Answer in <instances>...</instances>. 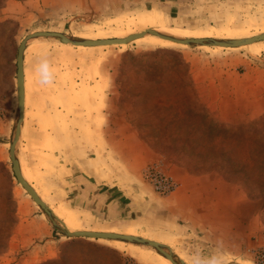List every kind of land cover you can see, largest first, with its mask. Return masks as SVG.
Returning <instances> with one entry per match:
<instances>
[{"label": "rangeland", "instance_id": "374dc122", "mask_svg": "<svg viewBox=\"0 0 264 264\" xmlns=\"http://www.w3.org/2000/svg\"><path fill=\"white\" fill-rule=\"evenodd\" d=\"M50 4L0 0V133L8 129L0 134V264H166L164 258H168L151 246L64 235V227L56 220L54 225L18 182L9 153L17 118L18 46L36 31L103 39L164 28L183 38L242 39L264 33V0H237L232 4L234 14L226 21L173 19L132 0L122 7L113 3L109 8L77 12L63 0ZM143 38L95 47L64 44L52 37L30 39L23 53L28 89L53 92V103L66 101L70 105L74 100L72 81L84 68H90L92 76L109 80L106 100L112 119L116 125L127 124L152 151L153 160L142 176L155 193L162 197L173 193L181 174L215 173L254 203L251 234L237 247L222 249L186 235L169 243L159 242L185 264H264V115L256 114L259 99L255 97L263 88L259 84L264 72L257 75L251 71V67L258 71L264 68L260 63L264 40L225 48L182 45L152 34ZM254 47L259 49L251 50ZM44 64L47 72L42 69ZM221 107L225 111L222 115ZM235 110L239 112L233 117ZM229 116L233 120L225 119ZM104 133L105 129L93 127V148L98 147ZM151 170L173 180L175 189L169 194L156 190L148 177ZM24 175L29 185L36 179L26 172ZM30 186L35 191L41 188ZM39 197L44 201L46 194ZM94 202L93 209L100 210ZM58 214L70 220L64 213ZM71 218L77 223L75 228L82 230L158 241L146 222L125 217L105 219L92 211ZM29 253L32 257L26 258Z\"/></svg>", "mask_w": 264, "mask_h": 264}, {"label": "crops", "instance_id": "0c3cea01", "mask_svg": "<svg viewBox=\"0 0 264 264\" xmlns=\"http://www.w3.org/2000/svg\"><path fill=\"white\" fill-rule=\"evenodd\" d=\"M53 1L41 0L45 6ZM63 1L77 12L109 8L113 3L122 7L130 0ZM132 2L147 5L173 19L202 17L207 21H226L234 14L232 4L237 0ZM254 49L259 48L251 50ZM260 63L264 67V59ZM253 68L251 71L257 75L264 72V68L259 71ZM90 70L84 68L79 76L74 77L72 83L75 87L70 92L74 100L70 105L66 101L55 104L52 101L53 92L29 91V78L24 65L23 122L16 144L24 179L27 180L24 172L36 178L31 180L30 185L41 187L35 188L37 193L46 194L44 202L70 231L82 230L75 228L77 223L71 218L73 214L92 211L105 219L125 217L146 222L154 231L155 239L166 243L172 242L178 235H186L189 238L199 237L197 240L200 243L222 249L241 245L240 240H246L251 234L256 216L254 203L215 173L181 174L177 177L179 184L173 193L164 197L155 193L142 176L143 169L153 160L152 151L140 143L127 124L116 125L111 115L112 108L106 100L109 80L101 75L92 76ZM261 80L262 92L259 96L255 95L259 99L258 115H264V79ZM93 97H97V101ZM223 100L225 96L220 101ZM222 107L219 110L221 115ZM236 112L239 111L235 110L231 116L236 117ZM231 118L225 117L226 120H233ZM95 126L105 129V137H100L97 148H93L92 143ZM3 132L7 133L8 129L0 134ZM93 201L100 210L93 209ZM59 212L69 216L70 220L62 218ZM29 254L26 258L32 257ZM164 261L170 264L168 259L164 258Z\"/></svg>", "mask_w": 264, "mask_h": 264}, {"label": "water", "instance_id": "95a60500", "mask_svg": "<svg viewBox=\"0 0 264 264\" xmlns=\"http://www.w3.org/2000/svg\"><path fill=\"white\" fill-rule=\"evenodd\" d=\"M145 34H152L158 37L179 43L182 45H197V46H213V47H240L253 42L263 41L264 33H260L251 37L242 39H216L212 37H202V38H176L170 35L163 34L154 29H145L144 31L133 33L125 37L116 38H103V39H77L69 37L63 33L55 31H36L28 34L19 44L17 50V61H16V93H17V118L15 123L14 136L10 142V158L12 162L13 172L18 180V182L25 188V190L30 194L33 200L45 211V213L51 218L54 225L57 226L55 220L58 221L64 229H61L62 233L66 236L75 237H90V238H102V239H116L121 241H127L131 243H138L142 245H147L155 248L159 253L168 258L173 264H185L182 260H176L172 255L169 248L156 240H151L142 236L121 234L115 232L106 231H88V230H76L70 231L65 227V225L57 218L53 213L52 209L39 197L37 192L27 183V181L22 176L19 161L16 156V144L20 137L21 125L23 122V110H24V75H23V53L28 40L38 37H52L59 40L65 44H72L75 46H85V47H95V46H105V45H120L127 44L136 38H139Z\"/></svg>", "mask_w": 264, "mask_h": 264}, {"label": "built area", "instance_id": "2783aa9c", "mask_svg": "<svg viewBox=\"0 0 264 264\" xmlns=\"http://www.w3.org/2000/svg\"><path fill=\"white\" fill-rule=\"evenodd\" d=\"M149 180L155 185V189L162 194H169L175 189V182L167 176H162L151 170L148 174Z\"/></svg>", "mask_w": 264, "mask_h": 264}, {"label": "bare ground", "instance_id": "6f19581e", "mask_svg": "<svg viewBox=\"0 0 264 264\" xmlns=\"http://www.w3.org/2000/svg\"><path fill=\"white\" fill-rule=\"evenodd\" d=\"M149 29H154V30H156V31H158V32H161V33H163V34H166V35H170V36H173V37H176V38H183V37H180L174 30H167V29H164V28H149ZM146 35H148V34H145V35H143V36H141V37H139V38H136L135 40L137 41V40H142L141 38H143V37H145ZM144 39V38H143ZM134 40V41H135ZM254 43V42H253ZM65 44V43H64ZM250 44H252V43H250ZM247 45H249V44H247ZM243 46H245V45H243ZM170 263L171 264H173L171 261H170Z\"/></svg>", "mask_w": 264, "mask_h": 264}, {"label": "clouds", "instance_id": "9594fccd", "mask_svg": "<svg viewBox=\"0 0 264 264\" xmlns=\"http://www.w3.org/2000/svg\"><path fill=\"white\" fill-rule=\"evenodd\" d=\"M42 69H43V71L47 72L48 71V65L47 64H44L42 66Z\"/></svg>", "mask_w": 264, "mask_h": 264}, {"label": "trees", "instance_id": "16d2710c", "mask_svg": "<svg viewBox=\"0 0 264 264\" xmlns=\"http://www.w3.org/2000/svg\"><path fill=\"white\" fill-rule=\"evenodd\" d=\"M0 165H2V163L0 162Z\"/></svg>", "mask_w": 264, "mask_h": 264}]
</instances>
